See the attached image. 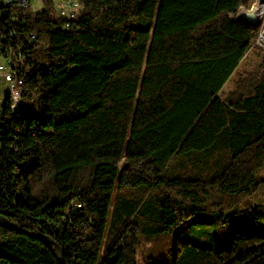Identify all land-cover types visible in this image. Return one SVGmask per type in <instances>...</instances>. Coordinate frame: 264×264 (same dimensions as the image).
I'll return each mask as SVG.
<instances>
[{"label":"trees","instance_id":"1","mask_svg":"<svg viewBox=\"0 0 264 264\" xmlns=\"http://www.w3.org/2000/svg\"><path fill=\"white\" fill-rule=\"evenodd\" d=\"M253 1L80 0L70 29L0 1L28 105L0 109V264H264V232L234 229L251 198L264 226V78L219 96Z\"/></svg>","mask_w":264,"mask_h":264},{"label":"rangeland","instance_id":"2","mask_svg":"<svg viewBox=\"0 0 264 264\" xmlns=\"http://www.w3.org/2000/svg\"><path fill=\"white\" fill-rule=\"evenodd\" d=\"M256 4V0H254L250 6V8L245 9L241 8L240 10H252ZM43 5V4H42ZM40 3H35L32 6H35L36 9H40V6H42ZM259 22H264V17L259 15L258 18ZM262 27V25H261ZM261 29V28H260ZM260 31L256 38L253 40V43L248 50V52L245 54L241 62L239 63L236 70L233 72L231 77L227 80V82L222 87L219 96L221 98H228V97H234L238 94L244 93L246 94L252 87L253 83L256 81L264 78V39H260ZM4 62V58L0 56V64ZM8 96V90H7V83L4 80L3 76L0 74V109L4 103V100ZM120 167L124 169H129V164L126 161L120 162ZM258 177H264V169L260 171L257 174ZM123 193L122 191H118L117 193ZM120 194V193H119ZM252 201H257L256 198H251ZM263 200V199H262ZM250 201L251 205H254V202ZM264 201V200H263ZM249 205H243L242 208H240V212L246 216V218L242 219L244 222H240L239 225H236L234 228L236 232L239 234L243 233H262L264 232V226L263 225H257L252 222V220L249 219L248 210H245V208H248L251 206ZM252 208V207H251ZM244 209V210H243ZM243 216V215H242ZM105 242L102 247L101 254L103 253ZM147 245H143V248L141 249L140 256L138 257L141 259L146 252Z\"/></svg>","mask_w":264,"mask_h":264},{"label":"built area","instance_id":"3","mask_svg":"<svg viewBox=\"0 0 264 264\" xmlns=\"http://www.w3.org/2000/svg\"><path fill=\"white\" fill-rule=\"evenodd\" d=\"M6 5L27 9L35 3L43 4L45 0H0ZM53 10L56 16L64 20V28L70 29L72 20L76 19L81 10L80 0H51ZM30 39H36L35 34H31ZM4 62L0 64V74L3 76L7 83V90L10 97L11 110L18 112L27 109L28 105L22 99V90L16 80V63L13 61L11 53H7Z\"/></svg>","mask_w":264,"mask_h":264},{"label":"water","instance_id":"4","mask_svg":"<svg viewBox=\"0 0 264 264\" xmlns=\"http://www.w3.org/2000/svg\"><path fill=\"white\" fill-rule=\"evenodd\" d=\"M238 19L243 21V22H246V23H250V24H257L259 22L258 20V17L252 13L251 11H248V10H243L239 12V15H238ZM260 35L262 33V27L260 29ZM259 35V38L261 37ZM0 220L5 223L7 226H9L10 228H13V229H16V230H19V228L13 224L12 222H10L7 218H5L4 216H1L0 215ZM32 236L36 237V238H39V239H42V240H46L48 242H51L53 244H55L58 248V244H56L49 236H46V235H41V234H37V235H33L31 234ZM60 250V248H59ZM60 255L62 257V251H60Z\"/></svg>","mask_w":264,"mask_h":264},{"label":"bare ground","instance_id":"5","mask_svg":"<svg viewBox=\"0 0 264 264\" xmlns=\"http://www.w3.org/2000/svg\"><path fill=\"white\" fill-rule=\"evenodd\" d=\"M250 11L254 13L258 18L259 15L264 17V0H256L254 8ZM260 36V39H264V22L262 23V33Z\"/></svg>","mask_w":264,"mask_h":264}]
</instances>
